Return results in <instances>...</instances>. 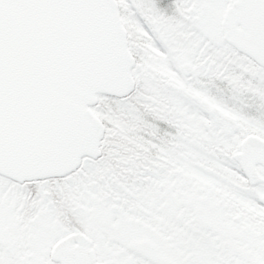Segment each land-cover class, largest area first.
<instances>
[{
  "label": "snow or ice",
  "instance_id": "1",
  "mask_svg": "<svg viewBox=\"0 0 264 264\" xmlns=\"http://www.w3.org/2000/svg\"><path fill=\"white\" fill-rule=\"evenodd\" d=\"M0 264H264V0H0Z\"/></svg>",
  "mask_w": 264,
  "mask_h": 264
}]
</instances>
